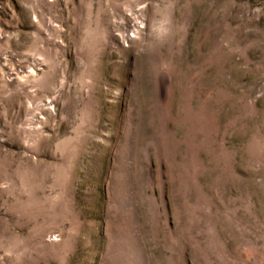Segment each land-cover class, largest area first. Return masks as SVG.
Here are the masks:
<instances>
[{
  "label": "rangeland",
  "instance_id": "rangeland-1",
  "mask_svg": "<svg viewBox=\"0 0 264 264\" xmlns=\"http://www.w3.org/2000/svg\"><path fill=\"white\" fill-rule=\"evenodd\" d=\"M0 264H264V0H0Z\"/></svg>",
  "mask_w": 264,
  "mask_h": 264
}]
</instances>
